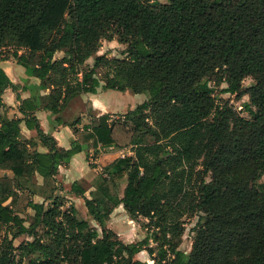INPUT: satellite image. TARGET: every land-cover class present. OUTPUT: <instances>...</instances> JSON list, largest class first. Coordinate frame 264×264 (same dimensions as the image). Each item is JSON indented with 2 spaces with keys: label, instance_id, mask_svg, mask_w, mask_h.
I'll use <instances>...</instances> for the list:
<instances>
[{
  "label": "trees",
  "instance_id": "1",
  "mask_svg": "<svg viewBox=\"0 0 264 264\" xmlns=\"http://www.w3.org/2000/svg\"><path fill=\"white\" fill-rule=\"evenodd\" d=\"M114 37L127 57L97 54ZM11 45L0 61L40 83L21 98L27 87L0 66V108L10 87L22 115L0 111V169L11 173L0 175V264H264V183H250L264 176V0H0V48ZM245 77L253 82L243 87ZM221 83L222 92L248 96L249 117L216 101ZM99 87L146 99L118 119L101 114L69 148L57 146L35 112L59 125L72 99ZM21 123L46 152L22 136ZM90 145L131 151L92 179L89 196L70 185L97 226L56 193L58 167ZM234 167L241 173L230 175ZM21 191L28 217L14 208ZM120 204L130 219H146L142 239L124 242L107 226ZM191 215L185 251L178 241ZM22 234L31 239L15 246ZM142 251L153 263L135 258Z\"/></svg>",
  "mask_w": 264,
  "mask_h": 264
},
{
  "label": "rangeland",
  "instance_id": "2",
  "mask_svg": "<svg viewBox=\"0 0 264 264\" xmlns=\"http://www.w3.org/2000/svg\"><path fill=\"white\" fill-rule=\"evenodd\" d=\"M159 1H165V0H159ZM127 43H121L116 40L114 37L111 40H106L102 39L101 45L99 47V50L97 51V54H102L105 53L108 57H118V58H123L127 57V54L125 52V49L127 47ZM14 48L13 45L11 46H5L0 48V57L4 54H9L12 49ZM62 55V52H57L55 54V57H60ZM93 58L94 56L88 58L86 60V63L88 65H91L93 63ZM12 60V59H11ZM253 82V79L251 77H245L242 81L243 87H246L250 83ZM103 83V82H102ZM225 86V83H221L219 86H215L213 90V94L215 95V99L219 103H225L227 106L231 107L232 110L236 111L237 113L241 114L244 117H249V113L244 109L243 103L248 101V96L243 95L239 98L235 96V94H230L227 92H222L221 89L222 87ZM122 92V91H121ZM127 95H130L132 97L133 102H136V105L143 102L146 99V94L145 93H132L129 90L124 92ZM78 102L75 103V105L72 106L71 111L69 113H65L66 116L71 115L69 117V122L72 121V119L79 114L80 112V105L81 102L80 100H77ZM132 104V103H131ZM86 106V104H85ZM88 108V106H87ZM89 109V108H88ZM88 115L90 116L89 119H87V124L93 123L97 120V116L95 114H92L90 110H88ZM110 119H118L121 117V114H109ZM80 118V117H79ZM81 120V118H80ZM73 129H75V136L77 139H81L84 131L81 127V124H74ZM102 154V160L101 162L94 163L92 162L96 157L97 154L99 153ZM126 154H131V151L129 150V147H101L98 149V152L94 151V149L90 150L86 156L88 157L89 163H91L90 168H97V170H92L88 172L82 180L79 182L87 188V191L89 189L92 190L90 184L92 182V179L96 177L99 173H103L104 167L110 163V161L117 156H122ZM199 163L201 164V159H199ZM7 173L8 175H11V173L8 170H3L0 169V173ZM241 173V169L239 167H234L229 171V174ZM208 178V177H207ZM57 179V178H56ZM37 181H40V177H37ZM126 178L123 177L122 179L118 180V187H117V193L119 196L122 195L123 187L125 185ZM59 189L56 191L58 195L63 197L65 200L66 204H69L68 201H71L74 203V205L78 208L80 215L86 219L89 220L90 224L93 226H97L96 222L91 219V216L87 213V210L84 206L83 199L82 200H73L70 197L72 192L70 191L69 184H66L62 181L57 182ZM251 184L257 185L260 183H264V176H262L258 180H253L250 181ZM90 190V191H91ZM90 195V192H89ZM33 200L40 201L41 198L37 196L31 197ZM30 199V195H28L27 191H21L19 192V198L17 200V203L15 204L14 208L15 210L18 211L19 215L23 217H28L33 213V210L27 205V201ZM49 201H46L45 204L47 205ZM119 211V210H118ZM122 216V217H121ZM129 216L124 214V212H119L115 213L114 215V220L112 222L113 228H111L114 231L120 232V234L117 235L118 237L124 241V242H131V241H136L142 239L145 235L146 232H148V229L145 226L146 219L143 217L138 218L137 220H133V222L129 221ZM197 221V215H191L187 216L185 218V224H184V232L182 234L181 239L178 241V247L182 250L188 251L191 248V243L192 239L194 236V225L196 224ZM108 225V224H107ZM31 237L27 236L26 234H22L21 236L16 237L13 240L14 245H18L19 243L25 241V240H30ZM151 245H155L152 241H150ZM156 252V250H155ZM135 258L137 259H142L144 261H147L148 263H153L151 259H149V255L146 251H142L138 254L135 255Z\"/></svg>",
  "mask_w": 264,
  "mask_h": 264
},
{
  "label": "crops",
  "instance_id": "3",
  "mask_svg": "<svg viewBox=\"0 0 264 264\" xmlns=\"http://www.w3.org/2000/svg\"><path fill=\"white\" fill-rule=\"evenodd\" d=\"M0 66L3 68L5 73L8 75L10 80L18 84L20 86H26V89H19L17 92L21 98L28 97L30 94L31 89H37L38 85L40 83L39 79L34 76H28L26 75L24 68L17 64L14 60L11 59H4L0 61ZM127 91V90H125ZM125 91H118L114 89H103L99 87L97 89L96 93H82L79 96L72 99L68 106L63 111V123L56 125L54 122L50 124L48 120L49 112L45 110H37L35 112V115L39 119L40 127L44 132H50L51 135L56 140V144L59 147L62 148H69L70 142L72 139H77L75 136V129H73L71 122L77 117L81 118L80 124L81 127H83L84 124H87V119L90 118L88 115V110L92 114H95L97 117L101 114L107 113V114H124L128 110L134 108L136 106V102H133L132 97L130 95L125 94ZM3 101L5 103L4 107L0 108V111L4 112L8 117H21L22 115L18 111V104L19 101L16 98V92L12 90V88L7 87L3 94H2ZM77 100H80V112L78 115H76L71 122H69V117L71 115L66 116L65 113H69L71 111V108L73 105H75ZM132 103V104H131ZM86 104V106H85ZM88 106V108H87ZM53 118V116H52ZM54 126V128L50 127ZM79 124V123H77ZM83 129V128H82ZM21 133L22 136L25 138L33 137L35 141L37 142V145L34 147L37 150L41 152H46L48 149L46 146H44L40 139L37 137L36 132L34 130H29L26 128V126L21 123ZM114 147V146H109ZM101 147L98 145L97 149H100ZM33 149V148H32ZM94 149L92 145L87 147L85 150L76 152L73 154V156L70 158L67 164L60 165L58 167V172L55 175L56 183L58 181H62L66 184H69V187L73 181H80L84 178V176L92 171L97 170L98 167L90 168L89 161L86 159V154L89 153L90 150ZM102 152L97 154V157L92 161L94 163L101 162L102 160ZM119 157V156H117ZM117 157H114L110 163ZM109 164V163H108ZM2 173H0L1 175ZM37 177H40L37 175ZM42 182V177H40V181L38 183ZM58 184V183H57ZM91 186V185H90ZM93 189V186H91ZM89 191L86 190L85 195L89 196ZM39 197V196H37ZM70 197L73 200H82L83 198L80 196H77L72 192ZM41 198V197H39ZM42 201V198L41 200ZM119 210V211H118ZM121 213L124 212L126 214L122 204L118 205L110 214V218L107 221V226L109 228H113L112 222L114 220L115 213ZM122 217V216H121ZM129 221L133 222L132 219H129ZM117 232V231H115ZM120 234V232H117ZM142 260V259H140Z\"/></svg>",
  "mask_w": 264,
  "mask_h": 264
},
{
  "label": "built area",
  "instance_id": "4",
  "mask_svg": "<svg viewBox=\"0 0 264 264\" xmlns=\"http://www.w3.org/2000/svg\"><path fill=\"white\" fill-rule=\"evenodd\" d=\"M153 262V261H152Z\"/></svg>",
  "mask_w": 264,
  "mask_h": 264
}]
</instances>
